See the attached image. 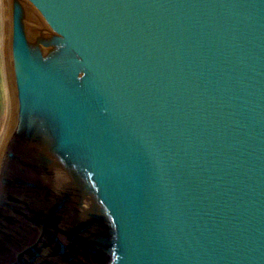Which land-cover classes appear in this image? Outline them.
<instances>
[{
  "label": "water",
  "instance_id": "obj_1",
  "mask_svg": "<svg viewBox=\"0 0 264 264\" xmlns=\"http://www.w3.org/2000/svg\"><path fill=\"white\" fill-rule=\"evenodd\" d=\"M0 264H264V0H3Z\"/></svg>",
  "mask_w": 264,
  "mask_h": 264
},
{
  "label": "rangeland",
  "instance_id": "obj_2",
  "mask_svg": "<svg viewBox=\"0 0 264 264\" xmlns=\"http://www.w3.org/2000/svg\"><path fill=\"white\" fill-rule=\"evenodd\" d=\"M4 46V6L0 0V139L5 134L10 120L11 101L3 55ZM5 68V69H4ZM1 139V141H2ZM0 141V144H1Z\"/></svg>",
  "mask_w": 264,
  "mask_h": 264
},
{
  "label": "bare ground",
  "instance_id": "obj_3",
  "mask_svg": "<svg viewBox=\"0 0 264 264\" xmlns=\"http://www.w3.org/2000/svg\"><path fill=\"white\" fill-rule=\"evenodd\" d=\"M5 69V68H4ZM1 139H2V137H1ZM1 139H0V141H1Z\"/></svg>",
  "mask_w": 264,
  "mask_h": 264
}]
</instances>
